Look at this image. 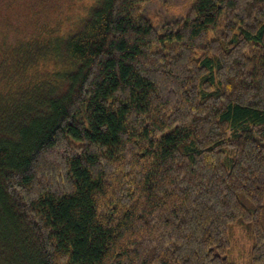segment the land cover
<instances>
[{
    "label": "trees",
    "instance_id": "trees-1",
    "mask_svg": "<svg viewBox=\"0 0 264 264\" xmlns=\"http://www.w3.org/2000/svg\"><path fill=\"white\" fill-rule=\"evenodd\" d=\"M237 230L264 264V0H0V264H239Z\"/></svg>",
    "mask_w": 264,
    "mask_h": 264
},
{
    "label": "rangeland",
    "instance_id": "rangeland-1",
    "mask_svg": "<svg viewBox=\"0 0 264 264\" xmlns=\"http://www.w3.org/2000/svg\"><path fill=\"white\" fill-rule=\"evenodd\" d=\"M177 12H184L182 8L175 9ZM73 15H78L79 11L75 9L74 12H72ZM236 243L237 246L239 245L240 247L237 249V253L242 252L241 255L239 256L237 253L235 254V260L239 264H248L247 257H248V252L250 249V241L246 238L245 235L242 234L241 230L236 231Z\"/></svg>",
    "mask_w": 264,
    "mask_h": 264
}]
</instances>
